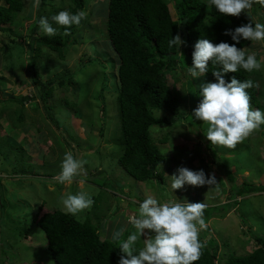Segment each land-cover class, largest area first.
Wrapping results in <instances>:
<instances>
[{"label": "rangeland", "instance_id": "rangeland-1", "mask_svg": "<svg viewBox=\"0 0 264 264\" xmlns=\"http://www.w3.org/2000/svg\"><path fill=\"white\" fill-rule=\"evenodd\" d=\"M83 1L86 18L75 28L72 36L75 43L63 50V58L34 44L41 80L52 82L47 108L38 99L36 104L28 100L22 105L17 103L20 97L32 99L37 92L30 81L26 41L39 17L31 7V0H22V11L4 25L5 31L0 30V145L8 155L4 159L0 154V264H54L43 230L33 223L34 215L39 208L63 211L61 196L79 191L91 193L94 203L75 217L79 220L90 217L103 238L112 242H120L111 239L114 231L124 229L121 239L133 231L127 217L135 213L147 195H154L161 202L171 199L206 205L207 228L200 232L199 239L208 247L218 245L217 264L228 254L252 251L253 237L264 236V192L248 191L251 185L264 184V125L235 148H227L212 145L204 136L207 125L192 115L184 120L180 114L172 115L166 109L153 110L154 117H165L170 122L150 127L153 142L165 157L160 170L157 167L163 180H134L118 164L122 151L117 104L118 58L106 35L108 0ZM201 1L206 4V0ZM44 2L40 14L50 21L59 11H69V0ZM169 10L176 19L171 4ZM215 11L206 7L207 15ZM248 15L253 22L264 23L261 5H254ZM248 15L244 11L240 14L250 20ZM37 32L42 33L39 28ZM239 44L255 53L259 60L264 59V42L242 39ZM184 46L181 44L174 58L179 61V69L186 71V59L181 52ZM177 75L180 73L167 72V81L174 94L182 98L180 113L190 114L188 109L192 108V113L201 99L196 95L200 84L212 81L205 76L192 80L187 75L176 81ZM69 76L72 82L67 83ZM250 78L261 85L263 97L258 100L264 102V68L251 72ZM260 106L264 110L262 102ZM20 130L26 135L21 142L24 135L18 134ZM164 137L167 140L161 143ZM211 149L222 150L224 160L214 162ZM69 150L85 162L84 170L72 184H60L56 177ZM178 167L203 169L206 176H215L217 184L199 187L186 184L171 192L169 177L176 174ZM228 172L234 180L226 187ZM239 187L245 192L236 197L234 191ZM226 202L228 205H224ZM26 229L27 236L23 233ZM138 242L142 246V240Z\"/></svg>", "mask_w": 264, "mask_h": 264}, {"label": "trees", "instance_id": "trees-1", "mask_svg": "<svg viewBox=\"0 0 264 264\" xmlns=\"http://www.w3.org/2000/svg\"><path fill=\"white\" fill-rule=\"evenodd\" d=\"M44 1L41 0L37 10L38 19L42 16L40 9ZM69 2L70 12L75 13L84 8L83 0H69ZM169 4L175 12L176 19L171 16ZM261 7L264 9V6ZM22 9V0H3V4L0 3V30L5 31L4 25L11 23L15 19V13L21 12ZM37 21L26 38L29 49L30 81L37 92L35 91L32 99L28 96L20 97L17 103L22 105L23 101L28 100L36 104L35 99H38L43 107L47 108L52 82L41 80L38 70V51L34 44L37 48L46 47L63 58V50L75 43V38L72 36L77 26L73 25L67 33L63 26H58L57 35L49 37L37 32ZM249 21L240 15L221 14L217 10L207 15L205 3L201 0H108L106 35L109 45L118 58L117 104L122 144L118 164L134 180L138 182L163 180L157 167L158 164L164 163L165 157L153 142L150 127L170 122L165 117H154L152 111L166 109L172 115L180 114L184 120L190 119L192 115V108L189 109L190 114L180 113L182 98L174 94V88L172 89L167 81V72L179 67V61L174 55L181 47V45L179 48L170 46L171 38L178 35L183 41L182 44L185 46L182 47L181 52H184L187 67H190L193 46L198 39L206 38L214 44L227 42L231 45L235 42L230 36L224 35V31ZM14 35L21 37L17 33ZM236 47L240 49L243 45L236 44ZM214 67L215 65H211L209 61L210 71L205 74L212 82H215L211 74ZM181 71L185 77L186 71L182 68ZM250 73L241 69L237 73H226L224 78L226 82H229L233 76L241 81L248 79L255 81L250 78ZM67 79V83L72 82L70 76ZM63 83L60 82V85ZM247 91L251 97V106L262 110L258 100L259 86ZM166 140L167 138L164 137L161 143H165ZM1 148L0 145V154L7 159V153ZM226 178L227 183H233L232 173L228 172ZM248 191L264 192V184L251 185ZM244 192L242 187L234 191L236 197L242 196ZM33 223L43 230L48 253L54 264H117L121 255L118 249L120 242L115 243L103 238L100 228L90 217L79 220L58 209L49 211L39 208L34 215ZM23 233L27 236L28 229ZM253 238L255 246L252 251L242 255L228 254L220 264H264V236ZM138 246H141L140 242ZM218 249L216 243L211 247L204 245L202 255L195 264H217Z\"/></svg>", "mask_w": 264, "mask_h": 264}, {"label": "clouds", "instance_id": "clouds-1", "mask_svg": "<svg viewBox=\"0 0 264 264\" xmlns=\"http://www.w3.org/2000/svg\"><path fill=\"white\" fill-rule=\"evenodd\" d=\"M40 2L31 0V7L38 10ZM256 4L264 6V0H206L205 5L209 11L215 8L221 14L239 16L242 11L248 15ZM85 18L86 12L83 10L75 13L61 10L51 17V21L41 16L37 24L43 34L52 37L58 31L53 24L63 26L67 33ZM223 34L230 36L235 43L214 44L206 38L196 41L191 54L192 64L186 68V75L192 80L202 78L210 71L209 61L215 65L211 70L215 82L200 84L196 95L201 99L193 109L192 117L207 125L204 136L212 145L235 148L264 125V110L253 108L250 104L251 97L247 89L257 87L255 81H241L233 76L226 82L224 75L237 73L241 69L253 72L264 68V63L255 53L236 47L242 39L251 43L264 42V23L253 22L250 17L249 23L226 29ZM182 43L178 35L169 41L170 46L178 48ZM84 163L71 150L65 152L56 181L72 184L74 178L83 172ZM169 178L171 192L186 184L196 187L217 184L215 176H206L203 169L194 171L178 167L176 174ZM177 201L169 199L161 202L154 195H147L139 203L135 213L127 217L133 231L124 239H121L124 229L111 234L112 240L120 241L118 249L121 255L117 264H195L200 259L204 245L199 236L207 228L204 219L206 205L202 202ZM93 203L92 195L87 191L67 193L60 198L62 210L72 216H78ZM142 236L145 238L141 239ZM138 240H142V246H138Z\"/></svg>", "mask_w": 264, "mask_h": 264}, {"label": "crops", "instance_id": "crops-1", "mask_svg": "<svg viewBox=\"0 0 264 264\" xmlns=\"http://www.w3.org/2000/svg\"><path fill=\"white\" fill-rule=\"evenodd\" d=\"M1 1L2 0H0V3H1ZM261 62L262 63H264V59H262L261 60ZM171 72H173V73H176L177 72V74H179L180 73V76H178L177 75V78H176V81L179 79V77H181V78H184V75H183V73H182V71L179 69V67H177V69H175V70H173V71H171ZM206 77V76H205ZM208 78V77H207ZM198 79H201V78H198ZM258 86H259V92H258V99L259 98H262L263 97V90H262V87H261V85H259L258 84ZM177 88H180V87H177ZM262 102V106H263V104H264V102L263 101H260V103ZM188 111H189V109H188ZM13 129H15V127L13 128ZM18 130V129H17ZM21 132L20 133H18L19 135H24L23 137H21V140H20V142L21 141H24L25 139H26V135H25V132L24 131H22V130H20ZM208 151V150H207ZM210 151V154H212V152H213V154H216V152H220L219 154L220 155H213L212 154V158H214V162H216L218 159H220V158H222L223 159V157L222 156H224L222 153H223V151L222 150H220V149H211V150H209ZM225 151V150H224ZM225 154H226V152H225ZM227 155V154H226ZM224 160V159H223ZM211 161H212V159H211ZM226 161V160H225ZM210 164V163H209ZM212 164H213V162H212ZM193 167H194V165H193ZM234 169V168H233ZM229 170V169H228ZM234 172V171H233ZM226 187H228V183H227V181H226ZM102 234V233H101ZM103 237V236H102Z\"/></svg>", "mask_w": 264, "mask_h": 264}]
</instances>
